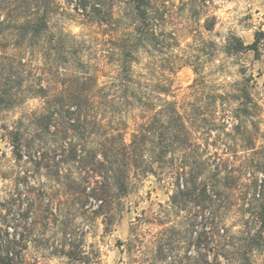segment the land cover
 Returning a JSON list of instances; mask_svg holds the SVG:
<instances>
[{
  "label": "rangeland",
  "instance_id": "obj_1",
  "mask_svg": "<svg viewBox=\"0 0 264 264\" xmlns=\"http://www.w3.org/2000/svg\"><path fill=\"white\" fill-rule=\"evenodd\" d=\"M53 1L49 34L83 40V50L73 59L91 66L103 53L100 41L108 38V32L104 26L98 29L88 23L86 15L99 2L104 19L109 18L108 12L114 13V19L124 17L123 0ZM5 2L0 0L2 10ZM155 2L153 16L158 8L161 15L157 18H164L159 21L163 24L160 33L175 40L167 50L141 52L134 68L151 84L161 78L159 74L167 77L166 99L184 117L189 139L195 144L193 150L180 153L182 166H188L194 178L178 179L172 173L162 176L157 164L152 165L155 175L130 168L127 178H108L110 183L126 181L127 193L109 187L114 221L104 232L102 217L93 213L96 204L87 199L94 179L86 176L89 163L84 158L89 151L99 153L102 138L101 129L89 122L92 119L100 127L114 122V128L126 122L128 143L141 110L138 107L115 119L102 111L93 118L83 115L80 122L90 124L87 132L85 128L78 132L62 128L55 133L40 129L47 121L42 116L43 99L26 95L0 112V245L6 240L18 242L11 264H264V248L251 260L242 255L243 222L249 216L247 204L254 190L238 187L250 178L239 177L237 172L254 152V161L264 164V0ZM258 33L263 35L257 53L245 49L233 55L224 49L233 37L250 46ZM14 42L8 33L0 34V55H11L13 47L8 45ZM41 62L36 55L32 66L40 68ZM71 62L62 65L69 67L65 73L55 66L52 77L57 81L72 75L76 65ZM107 68L98 75L101 84L108 80L111 70ZM39 71L34 69L35 74ZM53 94L51 90L48 96ZM69 99L68 93L56 95V100ZM154 103L156 108L161 104ZM66 123L62 120L63 126ZM14 127L19 129L17 143L8 136ZM75 149L82 151L79 161L70 158ZM143 156L147 159L149 153ZM181 157L172 160L175 166ZM166 159L172 158L168 155ZM119 164L115 169L121 171ZM184 180L206 183V200L200 206L189 203L177 212L170 197ZM232 182H236L233 189ZM202 215L215 217L217 230L222 228L230 238L212 237L210 228L200 221ZM77 244H81L84 259L75 262L71 252Z\"/></svg>",
  "mask_w": 264,
  "mask_h": 264
},
{
  "label": "trees",
  "instance_id": "obj_2",
  "mask_svg": "<svg viewBox=\"0 0 264 264\" xmlns=\"http://www.w3.org/2000/svg\"><path fill=\"white\" fill-rule=\"evenodd\" d=\"M5 1L7 6L3 10L0 8V13L5 9L7 11L3 17L0 16V34L8 33L11 38H15V42L8 45L13 47L11 55H0V112L20 103L26 95H38L43 99L42 116L47 120L41 124V130H53L56 133L63 128L65 131L78 132L81 128L90 127V124L101 129L99 153L89 151L84 159L89 163L86 176L94 179L87 199L92 198L96 204L93 213L102 217L104 232L109 231L114 221V215L110 213L114 199L108 195L109 187L114 186L118 192L127 193L126 181L118 179L110 183L108 178H127L130 168H135L141 174L155 175L153 164H157L162 176L172 173L178 179L194 178L193 172L187 170L188 166H182L184 156L181 157L180 153L193 150L195 144L189 139L184 117L174 103L166 99L170 90L167 77L159 74L161 78H156L151 84L150 80L145 79L134 68L139 64L141 52L149 53L148 49L167 50L173 46L170 42L175 40L160 33L163 24L159 21L164 18H157L161 15L158 8L157 15L153 16L152 6H155L156 0H123L124 17L115 19L113 12H108L107 19L101 17V3L96 2L91 6V11L86 15L88 23L95 24L98 29L104 26L109 33L105 34L107 39L100 41L105 47L103 53L94 58L91 66L89 63H82L80 58L73 59L83 50V40H76L74 36L64 33L58 36L49 34L53 0ZM81 5L85 7L87 2ZM261 35L263 34L258 33L250 46H244L239 38L233 37L232 42L228 40L224 49L233 55L245 49L257 53V42ZM8 46L5 45L4 48ZM36 55L42 61L40 68L32 66ZM70 59L76 65L73 74L68 75L65 80L56 81L51 75L52 69L57 67L64 73L67 72L69 67L63 68L62 65L69 63ZM175 65V61L172 62L170 69ZM104 67L111 71L107 76L108 80L101 84L98 75ZM34 69L40 71L35 74ZM56 84L61 88L58 89ZM197 85L196 83L194 86ZM51 90L54 92L52 98L48 96ZM64 93L70 96L67 102L56 100V95ZM155 101L161 102L157 108ZM138 107L142 114L133 122L128 143L124 138L128 129L126 122L118 123L115 128L114 122L101 127L92 119L90 124L80 122L83 115L93 118L102 111L109 112L111 117L116 118L132 113ZM62 120L67 121L65 126ZM13 130L15 131L8 132V136L17 143L19 129L14 127ZM144 152L149 153L147 159H144ZM168 155L172 158L171 161H167ZM177 155L181 159L175 166L173 162ZM253 155L257 153L254 152L247 159L248 162L237 171L239 177L250 178L248 182H239L238 187H253L254 190V195L247 204L249 216L243 222L246 239L242 255L245 260H251V256L258 255L264 248V164L255 162ZM70 158L72 161L81 160L82 151L75 149ZM144 163L146 165L142 166ZM117 164L123 167L121 171L115 169ZM230 185L233 189L236 182ZM206 193V183L184 180L170 197L171 206L177 212L183 211L189 203L200 206L206 200ZM200 221L210 228L212 237L219 240L229 237L222 228L217 230L215 217L202 215ZM17 243L13 239L0 245V264L14 263ZM80 245L72 247L75 262L84 257L79 250ZM128 245L131 248V242ZM87 252L90 253V249Z\"/></svg>",
  "mask_w": 264,
  "mask_h": 264
}]
</instances>
